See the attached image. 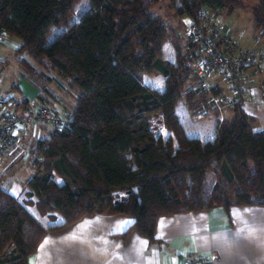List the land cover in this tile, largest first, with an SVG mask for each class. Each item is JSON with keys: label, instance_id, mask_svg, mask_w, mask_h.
<instances>
[{"label": "trees", "instance_id": "16d2710c", "mask_svg": "<svg viewBox=\"0 0 264 264\" xmlns=\"http://www.w3.org/2000/svg\"><path fill=\"white\" fill-rule=\"evenodd\" d=\"M73 1L0 0V37L18 40L15 52L32 60H20L24 69L48 81L52 71L78 89L65 125L36 142L23 198L0 186V264H27L44 234L85 215H129L153 243L159 216L264 204V131L253 129L243 100L230 106L231 119L217 120L207 141L187 136L178 119L180 99L195 116L213 105L206 95L184 90L200 45L171 36L149 11L157 0H88L77 21L44 44L50 27L67 21ZM180 1V13L190 18L201 8L232 11L255 1L253 22L264 35V0ZM168 41L173 62L163 56ZM144 73L161 75L163 89L144 84ZM210 93L220 97L221 88ZM157 113L166 134L152 130L150 116ZM210 169L214 182L204 196ZM118 190L126 195L115 198ZM28 202L38 215L59 214L62 221L43 225Z\"/></svg>", "mask_w": 264, "mask_h": 264}, {"label": "crops", "instance_id": "0c3cea01", "mask_svg": "<svg viewBox=\"0 0 264 264\" xmlns=\"http://www.w3.org/2000/svg\"><path fill=\"white\" fill-rule=\"evenodd\" d=\"M168 43L173 50V62L174 49ZM7 44L15 48L18 45L11 41ZM167 48L164 54L171 56V49L169 51ZM159 84L164 85L162 79ZM211 88H221V95H224L217 79H213L208 83L207 94H204L207 99L216 97L211 95ZM16 90L20 95L19 100L8 110L18 109L19 104L27 100L39 99L58 118L64 119L72 113L60 116L55 107L48 105L49 99L38 88L21 97V90L15 86L0 97L13 95ZM245 94L242 106L254 117V123L260 126L264 122V101L261 100L260 88L247 84ZM212 104L211 107L220 114L217 120L231 119L225 114L222 116L223 109L230 107H223L217 101ZM32 129L37 133L34 130L36 128H30L24 133V138ZM214 133L215 127L206 140L199 135L194 137L207 141L213 138ZM19 154L11 156L2 164V171L12 167ZM133 222L134 219L125 214L85 215L59 230L44 234L35 252L28 257L27 264H182L194 255H202L210 259L212 264H264V204L232 205L227 210L212 207L159 216L154 228L153 243L136 231Z\"/></svg>", "mask_w": 264, "mask_h": 264}, {"label": "rangeland", "instance_id": "374dc122", "mask_svg": "<svg viewBox=\"0 0 264 264\" xmlns=\"http://www.w3.org/2000/svg\"><path fill=\"white\" fill-rule=\"evenodd\" d=\"M241 3H243L244 7H239L238 5L232 11H229L230 9H221L215 12L209 11V13L213 17L214 22L220 25L223 31H227L242 48L254 50L256 52L264 51V35L261 34L262 32L260 30L256 29L253 22L252 11L250 9V7L255 4V1H243ZM148 7L153 16L159 17L164 25L170 28L171 36H174L180 43L185 44L188 39L187 25L190 17L186 14L180 13L179 8L182 7L181 1L157 0L150 3ZM88 8V0H74L71 14L67 21L52 25L44 38V44L50 43L57 34L63 32L69 25L77 21L80 15ZM8 41H11L16 45L18 43L16 38L9 35L4 34L0 37V95L6 94L11 88H15V86H18L21 90V97L24 94H28L29 91L34 92L33 89L38 88L41 90L42 95L49 99L50 102L48 105L53 108L55 107L60 116L72 112L78 95V89L72 80L54 75V73L49 70L46 71V75H49L52 79L54 78L52 81H48L45 76L43 78L41 76L38 77L36 74L31 75L20 63L21 59H25L29 63L32 62L29 55L26 52L22 54L15 52L16 48L10 47L7 44ZM168 42L164 44L163 56L172 61L173 50ZM166 46L169 51L171 49V56L170 54H164ZM35 70L40 72V68H35ZM161 79L163 80L162 76L157 74L144 73L142 76L144 84L156 88L157 90L163 89V85L159 84L161 83ZM195 81L196 75L192 71L184 84V90L193 87ZM217 82L221 85L224 96H229V90L225 82H223L221 78H217ZM18 96L20 95L17 90L13 92V98L15 101L19 100ZM177 106L178 109L176 108V113L187 136L194 137L199 135L203 140H206L212 135L216 120L218 117L220 118L217 109L214 110L215 108L210 107L207 109L206 115L195 116L188 112L183 103V99L178 101ZM223 114H225L227 118H231V108L223 109L222 116ZM150 122L152 123V130L155 133H166L159 113L150 116ZM35 128L36 129L34 130H36L37 133L35 131L33 132L32 129L30 130L29 135L24 138L21 152L19 154L20 156L12 167L2 171L1 167L3 165H0V186L4 189L10 190L20 199L23 198V194L26 190V182L33 173L30 162L33 158L32 151L35 148L36 141L38 138L46 137L47 130H50L51 127L49 125L46 127ZM253 129L264 131V122H261L260 126L259 124L256 125L254 123ZM213 182L214 174L213 170L210 169L207 171L203 181L204 196L208 193ZM113 195L115 198H121L126 195V191H114ZM27 208L32 214L39 218L43 225L59 223L62 221V217L59 214H56L55 218H50V215H38L34 205L29 202L27 203Z\"/></svg>", "mask_w": 264, "mask_h": 264}, {"label": "built area", "instance_id": "2783aa9c", "mask_svg": "<svg viewBox=\"0 0 264 264\" xmlns=\"http://www.w3.org/2000/svg\"><path fill=\"white\" fill-rule=\"evenodd\" d=\"M209 11L207 8L199 9L196 18H190L187 25L188 39L201 48L199 56L192 62L196 75L193 91L205 94L209 80L221 78L228 87L229 96L210 97L209 101L233 106L246 98V84L259 85L261 99L264 100V51L242 48L214 22ZM15 104L12 94L0 97V165L21 152L24 133L28 129L50 125L59 130L69 118H58L46 104L36 99L19 104L14 111L8 110ZM182 264H212V261L202 255H194Z\"/></svg>", "mask_w": 264, "mask_h": 264}]
</instances>
